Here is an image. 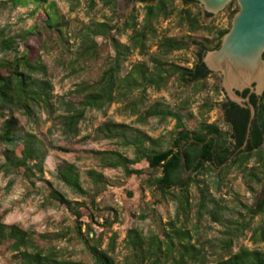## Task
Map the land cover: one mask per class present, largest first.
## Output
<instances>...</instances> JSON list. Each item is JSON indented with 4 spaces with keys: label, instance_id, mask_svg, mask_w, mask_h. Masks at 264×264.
Returning <instances> with one entry per match:
<instances>
[{
    "label": "trees",
    "instance_id": "obj_1",
    "mask_svg": "<svg viewBox=\"0 0 264 264\" xmlns=\"http://www.w3.org/2000/svg\"><path fill=\"white\" fill-rule=\"evenodd\" d=\"M95 1L86 0L90 10L96 7ZM125 1L144 6L142 20L131 15L121 27L107 22L92 23L86 27L77 53L78 60L97 58L96 38L108 41L114 55L108 58L106 68L97 80L75 85L68 101L63 97L55 99L53 84L46 78L47 66L38 55V49L28 44L29 38L40 33L33 28L24 35L10 37L0 30V118H4L0 127V145L6 147L2 153L5 162L1 165V172L15 174L32 185L35 181L43 180L45 175L48 147L38 136L23 131L14 116L16 112H22L34 123L39 112L46 114L60 126L62 136L66 139L79 136L80 124L85 121L88 111L104 113L113 104H120L122 114L135 117L138 125L146 126L153 120L161 123L173 120L175 125L169 133L167 146L163 138L153 139L140 129L112 120L102 123L94 130V137L86 139L111 143L105 150L89 152V157L100 168L121 170L126 178L144 179L152 190L156 206L164 201L175 205L174 218L165 224L159 221L158 232L150 236L139 228L126 232L124 244L128 254L122 263L113 258L117 234L114 233L106 248H103V235L97 234L94 229L95 225L108 229L113 225L108 217L103 219V225L99 223L101 212L97 201L109 187V181L103 173L95 169L87 170L85 177L90 184L85 187L79 167L75 163L63 161L57 168L55 179L74 195L84 199L70 200L61 191L51 187L48 200L64 207L74 217L73 231L85 246L93 264H208V254L212 250L220 252L215 264H264L262 250L240 247L233 253L236 242L249 230L254 244L264 242V224L251 229L255 218L264 217V200L253 205L236 200L240 205V209L236 210L224 205L222 198L216 197L232 174L242 179L250 194H255L264 181V95L260 100L250 95L256 116L248 140L249 109L230 102L226 97L221 103H204L197 114L190 112L193 102L189 96L176 98V106L165 101L148 104L150 90L161 92L172 81L180 87L191 88L193 95H198L208 81L214 79L213 91L216 96L221 95L220 75L209 72L202 59L207 52L220 47L230 29L211 31L204 24L202 8L195 0H180L182 9L178 12L173 0ZM9 2L14 7L27 6L29 3L38 7L45 4L46 0ZM100 2L112 12L117 10V0ZM193 8L198 11L193 13ZM48 11L46 28L61 32L59 27L62 26L54 5ZM237 12L238 8L232 11L231 18ZM175 15L178 25L186 27L188 35H167L159 39L157 29L160 21L169 20ZM206 17L211 18L212 15L207 14ZM199 32L213 34L212 39H198L195 34ZM120 36H126L127 43H122L118 38ZM17 38L23 40L26 48V53L20 57ZM154 41L157 49L151 53ZM191 48L196 49V59L191 67L170 60L174 53ZM8 54L15 56L10 59L6 57ZM134 54L147 59V62L133 63L123 75L126 62ZM248 95V90L242 94L243 97ZM216 107L225 119L227 131L205 118ZM127 149L133 152V158L120 151ZM60 150L68 152L66 148ZM212 178L215 180L208 181ZM154 216L155 209H152V218ZM204 217H208L212 224L225 228L222 233L224 237L218 245L195 239L197 227L194 230L189 228L193 218L199 222ZM147 218L141 217V220ZM2 219L0 214V246L9 245V251L20 264H85L64 258L51 245L45 247L40 244L46 241L47 235L4 224ZM57 237L65 239L66 235Z\"/></svg>",
    "mask_w": 264,
    "mask_h": 264
},
{
    "label": "rangeland",
    "instance_id": "obj_2",
    "mask_svg": "<svg viewBox=\"0 0 264 264\" xmlns=\"http://www.w3.org/2000/svg\"><path fill=\"white\" fill-rule=\"evenodd\" d=\"M10 0H0V30H4L5 34L10 37L24 35L33 28L35 32L40 33L36 37L28 39V44L33 45L38 49V55L42 62L47 66L46 78L51 80L54 87L55 99L63 97L65 101L70 100L69 93L74 90L75 85L83 81L97 80L103 69L106 68V63L109 57L114 55L108 41L103 38H96L97 58L78 60V51L82 45V33L92 23H111L121 27L131 15L142 20L144 15L143 6L140 4H129L125 0H117V10L112 12L109 8L102 5L100 0H96V7L93 10L88 8L86 0H46L45 4L36 7L29 3L27 6L14 7ZM176 11L182 9L180 0H173ZM54 5L55 13L58 16L59 23L62 27L61 32H56L47 29L45 21L49 7ZM231 6V8H229ZM238 5L231 3L227 9L211 18L203 16V21L208 28L213 32L217 30H225L231 28V12L236 10ZM198 10L193 8L192 12ZM176 12V13H177ZM159 39L163 36L182 37L188 35L186 27L178 25L176 15L171 19L161 20L158 25ZM213 34L207 32H199L195 34L198 39H212ZM122 43H127L126 36L118 37ZM19 57L26 53L25 43L22 39H16ZM156 41L151 48V53L156 52ZM195 48L189 51L174 53L170 60L181 65L191 67L195 61ZM1 56V55H0ZM15 54L6 55L7 58H14ZM2 57V56H1ZM138 61L147 62V59L134 54L126 62L123 75L131 65ZM214 79L208 81L206 87L198 95H193L191 88L186 89L180 87L177 82H170L168 88L161 92L150 90L148 92V104L151 105L156 101H165L176 106V98L182 99L190 97L192 100L191 111L197 114L200 106L206 102L221 103L224 100V92L216 96L213 91ZM8 115V112H7ZM6 116V115H5ZM18 119L20 127L24 132L33 133L38 136L48 147V158L45 162V175L43 180L35 181L34 185L23 180V178L15 174H7L1 172V165L5 162L2 155L3 149L6 148L0 145V214L2 222L7 225H17L22 230L30 233L45 234L47 239L40 244L53 246L60 251V255L66 259H71L85 264H93L85 246L77 239L74 226L75 221L68 211L64 208L48 200L49 189L51 187L61 191L70 200L83 201L84 198L74 195L68 188L55 179L58 166L67 161L75 163L82 174V182L85 187L89 186V180L85 177V173L89 169H95L101 172L109 181V187L101 194L98 199L99 203V223L104 224V218L108 217L110 222H113L111 228H102L95 225L94 229L97 234L103 235V248H106L110 237L117 234V242L113 258L122 263L128 251L124 244L126 232L132 228H139L147 236L158 232L159 221L166 223L172 220L175 216V205L170 201H164L161 205L154 204L155 198L144 182V179L136 177L126 178L121 170L102 169L98 163L89 157L91 150H105L110 147L108 141H94L86 139L89 136L94 137V130L102 123L112 120L117 123H126L129 126L144 131L153 139L163 138L166 146L170 141L169 133L173 131L175 122L168 120L159 122L158 120L151 121L148 125L142 126L135 123V117L131 118L126 114H122L120 104H113L105 109V112L88 111L85 121L80 124V134L76 138L66 139L62 136L61 128L46 114L41 112L37 115V121L30 122L22 112L14 113ZM209 123H216L223 131L228 128L224 123L220 109L216 107L209 114L205 115ZM4 122V118H0V127ZM66 148L63 152L60 149ZM264 149V148H263ZM129 158H133L131 150H120ZM253 163V162H252ZM250 164V166L252 165ZM144 166V165H143ZM187 174H185L186 176ZM215 179H208L214 181ZM9 183L12 185L10 186ZM223 189L217 198L223 199V204L231 209H240L237 201L247 203L248 205L256 204L264 200V181L257 188L255 194H250L242 179L235 175H230L225 180ZM152 209H155V216L152 218ZM141 217H148L146 220H141ZM229 217V215H228ZM264 224V217L255 218L251 229L258 225ZM197 227L198 234L195 239H200L201 242L213 243L218 245L224 237L225 228L212 224L208 217L202 218L196 222L193 218L189 225L190 229L194 230ZM66 235L65 239H58L57 235ZM251 231L241 237L233 249L236 253L240 247H248L249 249H258L264 251V242L254 244L251 241ZM9 245L0 246V264H20L14 254L9 251ZM219 250L210 251L208 254V264H215L219 259Z\"/></svg>",
    "mask_w": 264,
    "mask_h": 264
},
{
    "label": "water",
    "instance_id": "obj_3",
    "mask_svg": "<svg viewBox=\"0 0 264 264\" xmlns=\"http://www.w3.org/2000/svg\"><path fill=\"white\" fill-rule=\"evenodd\" d=\"M195 1L202 8L204 16H216L233 2L238 5V12L233 16L231 28L223 37L220 47L207 52L202 61L209 72L220 75L225 97L249 109L248 140L256 116L250 95H255L259 100L264 95V0ZM246 90L249 95L243 97Z\"/></svg>",
    "mask_w": 264,
    "mask_h": 264
},
{
    "label": "flooded vegetation",
    "instance_id": "obj_4",
    "mask_svg": "<svg viewBox=\"0 0 264 264\" xmlns=\"http://www.w3.org/2000/svg\"><path fill=\"white\" fill-rule=\"evenodd\" d=\"M126 2H128V1H126ZM129 4H137V3H129ZM141 5V4H140ZM143 6V5H142ZM144 7V6H143ZM195 62V61H194ZM221 112V111H220ZM221 115H222V113H221ZM223 120H224V123H225V119L223 118ZM258 203V202H257Z\"/></svg>",
    "mask_w": 264,
    "mask_h": 264
}]
</instances>
